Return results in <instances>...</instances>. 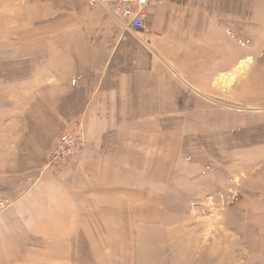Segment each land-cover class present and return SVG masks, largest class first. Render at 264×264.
<instances>
[{"label": "rangeland", "instance_id": "374dc122", "mask_svg": "<svg viewBox=\"0 0 264 264\" xmlns=\"http://www.w3.org/2000/svg\"><path fill=\"white\" fill-rule=\"evenodd\" d=\"M205 2L226 37L219 100L170 115L165 121L190 122L179 145L158 134L164 153L150 156L155 168L123 172L124 234L105 236L111 258L97 264H264L256 256L264 245V0ZM85 8L82 0H0V171L23 178L24 189L62 134L82 139L93 74L72 41L94 17ZM193 111L202 114L199 131Z\"/></svg>", "mask_w": 264, "mask_h": 264}, {"label": "crops", "instance_id": "0c3cea01", "mask_svg": "<svg viewBox=\"0 0 264 264\" xmlns=\"http://www.w3.org/2000/svg\"><path fill=\"white\" fill-rule=\"evenodd\" d=\"M88 7L94 17L72 41L93 74L79 116L83 152L68 168L44 167L26 189L23 178L0 171V264L108 262L113 249L105 236L124 234L123 172L155 168L150 156L164 153L158 134L170 133L179 145L178 130L190 122L166 118L219 100L226 37L218 16L207 20L213 5L164 0L146 9L137 36L104 8ZM192 115L199 131L201 111ZM256 256L264 262V245Z\"/></svg>", "mask_w": 264, "mask_h": 264}, {"label": "built area", "instance_id": "2783aa9c", "mask_svg": "<svg viewBox=\"0 0 264 264\" xmlns=\"http://www.w3.org/2000/svg\"><path fill=\"white\" fill-rule=\"evenodd\" d=\"M88 6H100L120 25L133 35H140L145 28L146 9L164 0H82ZM84 143L78 133H64L59 137L56 148L46 157V168H59L60 162L75 153H81ZM3 203L0 202V206Z\"/></svg>", "mask_w": 264, "mask_h": 264}, {"label": "bare ground", "instance_id": "6f19581e", "mask_svg": "<svg viewBox=\"0 0 264 264\" xmlns=\"http://www.w3.org/2000/svg\"><path fill=\"white\" fill-rule=\"evenodd\" d=\"M229 78V77H228Z\"/></svg>", "mask_w": 264, "mask_h": 264}]
</instances>
